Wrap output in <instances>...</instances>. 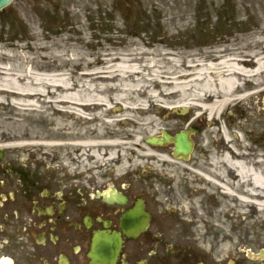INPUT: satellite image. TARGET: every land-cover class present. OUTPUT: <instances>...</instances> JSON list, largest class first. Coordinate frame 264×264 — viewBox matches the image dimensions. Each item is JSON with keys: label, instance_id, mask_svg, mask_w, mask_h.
<instances>
[{"label": "rangeland", "instance_id": "1", "mask_svg": "<svg viewBox=\"0 0 264 264\" xmlns=\"http://www.w3.org/2000/svg\"><path fill=\"white\" fill-rule=\"evenodd\" d=\"M249 1L251 9L243 0H220L214 6L220 19L215 26L209 15L212 30L208 31L201 19L204 14L199 13L202 3L197 1L199 6L195 9L194 0H150L149 6L141 4L142 0H15L0 12V144L7 152L5 161L8 165L56 168L70 173L77 184L103 183L112 173L120 178L138 167L154 166L174 175L184 169L177 167L180 165L172 157V150L152 147L146 140L162 131L174 135L192 125L201 130L196 137L199 152L203 148L219 153L218 149L231 144L237 159L250 155L247 151L253 148L254 141L250 138L263 141L259 137L264 134V115L256 114L258 108L264 114V97L259 105L255 101V115L251 117L244 109L231 107L222 118L216 116L213 120L209 116L199 118V112L194 110L182 114V103L174 99L154 102L149 89L142 93L145 87L140 83V87L130 82L132 87H125L117 80L119 77L110 78L111 82L103 79L106 71L111 72L106 77L112 76V70L120 66L118 61L136 49L156 51L157 55L166 50L207 51L219 39L234 47H252L247 40L242 44L240 40L233 42L235 35L241 36L258 24L259 12L253 2L256 0ZM261 5L264 8V2ZM239 6L248 8L243 16L234 11ZM250 13H256L255 19L241 20ZM174 16L184 17L175 19L172 26L168 19L173 21ZM170 34V41L178 45L151 44L157 36ZM143 39L148 45L141 43ZM113 53L120 59L108 68L110 63L105 62ZM155 54L137 61L147 68L154 64L152 70L144 71L147 77L161 66L154 62L159 58ZM167 62L163 66H168ZM181 64L185 65V61ZM114 75L118 76L116 72ZM147 77L136 79L144 81ZM150 86L155 93L161 90L154 82ZM68 96L73 98L67 100ZM79 104H85L87 109L79 112ZM75 128L85 132L87 144L70 145ZM223 131L228 134L227 139L222 136ZM233 134L242 135L243 139ZM214 144L219 146L211 147ZM149 149L151 154H147ZM196 161L198 158L193 159ZM228 172L233 177L232 168ZM242 209L243 221L221 222L219 228L224 229V236L206 237L207 244L217 242L223 253H231L234 258H247V250L254 254L264 250V209L257 210V218L249 215L248 207ZM211 224L203 221L199 228L209 233Z\"/></svg>", "mask_w": 264, "mask_h": 264}, {"label": "flooded vegetation", "instance_id": "2", "mask_svg": "<svg viewBox=\"0 0 264 264\" xmlns=\"http://www.w3.org/2000/svg\"><path fill=\"white\" fill-rule=\"evenodd\" d=\"M197 145L187 162L203 159ZM252 147L245 167L263 172L264 143L252 141ZM5 158L3 152L0 264H264L259 257L232 262L217 242L201 238L224 236L221 222L243 217L239 199H259L246 185L235 186L225 166L195 165L175 175L140 168L87 185L47 167L8 165ZM249 215L257 218V210ZM203 221L213 222L209 233L200 230Z\"/></svg>", "mask_w": 264, "mask_h": 264}, {"label": "bare ground", "instance_id": "3", "mask_svg": "<svg viewBox=\"0 0 264 264\" xmlns=\"http://www.w3.org/2000/svg\"><path fill=\"white\" fill-rule=\"evenodd\" d=\"M193 4H195V2H193ZM239 7L241 8H238V13L243 16L244 13L248 11V8L243 6ZM257 9L259 12L257 17L258 20H256L258 24L250 26L249 30L243 33V35H235L237 38H233V42L235 40H240L241 44L247 40L246 43L251 44L252 47H234L232 44L230 45L228 41H217L215 46L207 51L189 49H185V51L166 50L163 54L159 53L157 55L155 54L156 51H147L146 53L143 50L136 49L124 55L121 59L116 57V53H113L108 55V59L105 63H110L108 68H112L115 66L114 62L120 59L118 61L120 66H118V69L115 71L112 70V76L106 77L107 74H111L109 70L106 71L103 79L111 82V79L119 77L117 80H119L121 85L124 83L125 87H132L130 83H132L134 87H140V84H142L143 87H145L142 93L149 89L148 92L154 102L159 101L167 103L174 99L176 103H182V107L185 110L184 114L188 110H194L199 112V118L204 116H209L213 120L216 116L222 118L224 112L231 107L238 109L242 108L244 111H247L251 117L255 115V113H253L255 111L253 110L255 101L259 105V100L264 97V47H258V45H264V22L260 21L264 19V10H262L260 6H257ZM205 11L209 15L217 16V7H209L208 10ZM255 14L245 20L253 19V17L256 16ZM183 17L184 16H174L173 21L169 18L168 22L173 26L172 22L174 23L175 19L183 20ZM172 35L173 34H170V37ZM140 41L142 44L148 45L146 44V39ZM154 43L156 46L174 45V43L165 39L156 40ZM147 54L159 56V58H156L158 61L154 62L161 64L160 67L153 70L150 77H147L144 71L152 70L154 64L150 66V68H147V66H141L137 63V61H143ZM148 58L154 59L153 57ZM165 61H168V66H163V62ZM182 61H185V65L181 64ZM114 72H116L118 76H115ZM92 74L94 73H90V75ZM144 76L147 77L144 81L136 79L137 77L143 79ZM134 80L139 82L133 83L132 81ZM153 82L155 86H160L161 90L159 93H155V91L151 90L152 88L150 85ZM136 91L134 92L142 94ZM72 98L73 97L68 96L67 100H71ZM99 100L102 101L101 99ZM79 107L80 108H77L79 112L87 109L85 104H79ZM258 107L259 106H257V108ZM257 110L258 113L256 115H264L263 109L258 108ZM72 132H74L75 135L73 137L74 140H70L69 142L71 146H82L87 144L86 137L84 136L85 132L83 133L82 129L76 130L75 128ZM222 136L225 139L228 138V134L225 131H223ZM241 139H243V136ZM147 152V154H151L150 149ZM236 152L228 150L222 154L214 152L212 154L211 151V156H221L223 158L222 160L235 172L238 183L246 184L247 188H249L248 192L254 191L260 193L261 198L259 201H256L255 204L261 207V209H264V173L246 168V164L240 160L232 161L230 159L231 157L238 158ZM161 153H163V155L167 154L165 152ZM81 155L82 153L80 152L79 156ZM217 164L218 162H211L208 164L199 162L196 166L203 170L210 165L216 166ZM249 182L250 184L252 182V184L249 185ZM251 188L253 190H251Z\"/></svg>", "mask_w": 264, "mask_h": 264}, {"label": "water", "instance_id": "4", "mask_svg": "<svg viewBox=\"0 0 264 264\" xmlns=\"http://www.w3.org/2000/svg\"><path fill=\"white\" fill-rule=\"evenodd\" d=\"M11 2H13V0H0V10L7 7ZM166 140H170V137L166 136ZM151 143L155 144H161L162 142L159 141L158 139H153L150 141ZM175 142H176V155H178L179 153H183L185 155H187L190 150H191V144L187 141V136L185 134L179 135L175 138Z\"/></svg>", "mask_w": 264, "mask_h": 264}]
</instances>
